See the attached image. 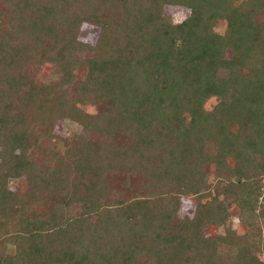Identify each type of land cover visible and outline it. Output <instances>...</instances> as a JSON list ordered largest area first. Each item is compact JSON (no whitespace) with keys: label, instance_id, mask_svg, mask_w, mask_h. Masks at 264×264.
<instances>
[{"label":"trees","instance_id":"trees-1","mask_svg":"<svg viewBox=\"0 0 264 264\" xmlns=\"http://www.w3.org/2000/svg\"><path fill=\"white\" fill-rule=\"evenodd\" d=\"M166 5L189 12L172 23ZM263 8L0 0V264H264ZM83 23L99 28L95 44L79 39ZM47 63L48 78L29 71ZM78 70L103 112L70 105L59 79ZM65 119L85 132L58 135ZM21 177L23 192L9 185ZM125 178L137 194L110 203ZM188 194L195 211L181 217ZM232 205L246 233L229 225Z\"/></svg>","mask_w":264,"mask_h":264},{"label":"rangeland","instance_id":"rangeland-1","mask_svg":"<svg viewBox=\"0 0 264 264\" xmlns=\"http://www.w3.org/2000/svg\"><path fill=\"white\" fill-rule=\"evenodd\" d=\"M164 15L168 18V20L172 23H179L182 21L186 15L189 12V9L180 6V5H166L163 9ZM264 15V8L261 10V13L259 14V18L263 17ZM215 30L218 33H224L226 29V21L225 20H218L215 24ZM79 39L82 42L89 43V44H95L99 28L97 26L91 25L89 23H83L81 28L79 29ZM229 52V51H228ZM34 67V66H32ZM30 68L29 70L31 73H35V78L42 80L43 78L50 77L51 73L53 72L54 66L50 63L41 65L38 72H34L35 70L33 68ZM77 79H64L60 78L59 82H63L65 84L64 89L67 90L69 93L68 95V101L70 105L74 108H77L80 111H83L85 113H91V114H99L103 112L108 105V100L105 98L95 97L90 95L89 93L86 94V96H81L79 93V84L78 79L82 77V71H77L75 73ZM87 97V98H86ZM217 100L215 98L210 99L206 103V107L211 109L216 104ZM55 131L58 135L61 136H67L70 137L73 134H81L84 133L85 130L83 129V126L75 121H72L70 119H65L63 121H58L55 127ZM45 146L47 143H43ZM217 171L215 169L214 165H210V169L208 172V181L213 182L216 178ZM10 187L14 190H19L21 192L27 190V179L26 178H13V180L9 183ZM119 188L116 187L112 188L110 192L109 202L112 204L118 203L121 200L128 201L136 195L137 188L132 185V181L130 179H122L120 180ZM196 207V199L194 195L188 194L183 195L180 202L179 207V214L181 217L183 216H192ZM239 208L236 205H232L230 207V222L229 225H232L239 234L246 233L248 231V226L239 221L237 218ZM223 227H217V226H210L205 229L206 235H214L218 232H223ZM10 250H12V246L9 247Z\"/></svg>","mask_w":264,"mask_h":264}]
</instances>
